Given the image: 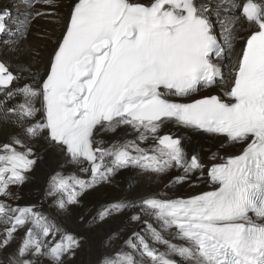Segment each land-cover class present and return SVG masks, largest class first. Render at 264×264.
<instances>
[{
  "label": "snow or ice",
  "instance_id": "obj_1",
  "mask_svg": "<svg viewBox=\"0 0 264 264\" xmlns=\"http://www.w3.org/2000/svg\"><path fill=\"white\" fill-rule=\"evenodd\" d=\"M42 2L55 7V0ZM221 7L222 2L214 9L199 0H75L39 84L17 86L20 76L0 60V119L19 125L25 138L44 134L71 163L88 165L81 167L90 173L88 179L62 173L50 178L46 196L61 209L79 204L87 190L110 183L124 168L156 174L180 168L184 175L176 183L196 171L203 177L204 164L197 155L188 158L181 137L159 134L167 123L221 135L241 146L238 155L207 169L211 191L188 198L120 200L102 207L92 222L127 209L139 210L133 221L141 215L155 217L160 230L146 223L147 232L166 251L133 233L124 247L106 254L99 264H177L170 258L173 254L191 264H264V0L232 4L236 12L226 18V25L221 23L218 36L211 14L215 11L219 20L216 9ZM10 19V12H0V33L9 30ZM241 25H246L244 35ZM238 41L242 46L235 53L227 99L194 98L222 78L216 61L231 59ZM16 43L7 42L12 47ZM16 97L23 102L9 107ZM171 97L191 99L176 102ZM37 112L42 118L32 123ZM121 126L131 127L139 141L151 138L155 144L142 148L125 140L105 147L96 140L98 131L114 132ZM33 157L20 136L0 144V197H13L10 187L28 179L36 163ZM0 225V264H37L40 258L65 264L82 241L62 232L35 205L13 207L0 199ZM20 229L26 231L9 252ZM173 229L181 243L162 235ZM56 232L60 240L47 243Z\"/></svg>",
  "mask_w": 264,
  "mask_h": 264
},
{
  "label": "bare ground",
  "instance_id": "obj_2",
  "mask_svg": "<svg viewBox=\"0 0 264 264\" xmlns=\"http://www.w3.org/2000/svg\"><path fill=\"white\" fill-rule=\"evenodd\" d=\"M75 0H55V7L46 6L42 0H35L29 6L28 0H0V12L8 11L11 13V19L8 20L13 36L6 31L0 33V60L10 65L11 69L20 76L17 86L23 84H39L47 71L49 60L56 47V41L64 31L66 20ZM148 3L149 0H143ZM202 3H211L216 8L218 3L222 2V7L216 9L219 11V20L216 12L213 11L211 19L214 25V31L219 36L221 32V23L227 24V17L231 15L225 13L226 10L234 9L232 4H240L242 0H199ZM236 10V9H235ZM225 11V12H224ZM30 16L27 25H24L26 16ZM42 13V15H36ZM54 13V14H52ZM241 35H244L241 25ZM16 40L15 47L7 44L10 40ZM241 42L235 44V51L231 59L228 57L216 61L221 69L222 78L217 79V83L210 89L201 88L194 98L204 95L216 94L225 100L224 93L228 90L232 82V65L235 60V53L240 50ZM2 98V97H0ZM174 101L189 102L191 98L171 97ZM22 97L12 99L8 106L22 103ZM35 107L41 108V101H35ZM42 118V113L37 112L32 123ZM160 135L171 134L182 138L183 147L190 159L192 155H197L205 166L203 177L199 171L189 174L184 182L176 183L175 178L184 175L180 168H171L163 174L152 172H143L138 168H124L118 170L111 177L110 183H101L94 188L87 190L79 199L80 203L69 205L64 209L59 208L55 199L46 196L49 187L50 178L62 173L65 176L73 175L80 179H88L90 173L81 171V167L88 165H77L71 163L65 151L55 144L49 143L44 138V134L36 137L25 138L19 125H13L11 122L5 123L0 119V144L9 142L10 137L20 136L24 143L30 146L34 153L36 163L28 173V179L19 186H11L10 191L13 197L0 199L6 200L13 207L36 206V210L42 212L52 222H54L65 233H71L82 238L80 247L76 250L74 256L67 257L65 264H99L106 254H111L124 247V241L133 233L144 236L153 247L161 252L166 251L165 246L153 243L147 232L146 223L160 230V224L153 216L141 215L139 221L131 220V216L139 214L137 209H127L120 213H114L104 221H97L92 224V217L104 206L120 200H139L141 197L155 196L160 199L188 198L192 195L204 191L212 190L207 181V169L214 163H222L229 156L238 155L241 146L229 143L221 135L208 134L203 131H197L191 128L177 126L175 123H167L160 131ZM97 141H103L104 146L114 142L123 143L125 140L136 141L142 148H148L155 144L151 138L146 142L138 140V133L131 127L121 126L114 132L100 130L96 134ZM215 154V159L213 155ZM0 225V229H2ZM26 229L18 230L16 240L8 249L14 250L21 241ZM116 234V236H113ZM165 239L173 243H181L175 238V230H166L162 232ZM61 238V233L56 232L46 238L47 243L53 244ZM112 238V239H110ZM138 243L137 241H133ZM125 251H132L124 248ZM140 261L138 252L133 253ZM4 255L0 254V259ZM170 258L177 260L178 264H191V262L182 261L176 255ZM37 264H51L47 258H40Z\"/></svg>",
  "mask_w": 264,
  "mask_h": 264
},
{
  "label": "rangeland",
  "instance_id": "obj_3",
  "mask_svg": "<svg viewBox=\"0 0 264 264\" xmlns=\"http://www.w3.org/2000/svg\"><path fill=\"white\" fill-rule=\"evenodd\" d=\"M234 11H235V9H230V10H226V12L225 13H228V14H230V15H232L233 13H234ZM21 15L22 16H26V17H29L27 14H23V13H21ZM8 31L10 32V36H13V34H12V32H11V29H10V27H8ZM98 221V220H97ZM97 221L96 222H92V224H95V223H97ZM178 264V263H177Z\"/></svg>",
  "mask_w": 264,
  "mask_h": 264
}]
</instances>
